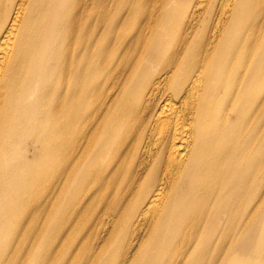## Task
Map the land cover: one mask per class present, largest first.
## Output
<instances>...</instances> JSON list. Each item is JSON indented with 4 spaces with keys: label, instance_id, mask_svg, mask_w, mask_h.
<instances>
[{
    "label": "bare ground",
    "instance_id": "6f19581e",
    "mask_svg": "<svg viewBox=\"0 0 264 264\" xmlns=\"http://www.w3.org/2000/svg\"><path fill=\"white\" fill-rule=\"evenodd\" d=\"M0 264H264V0H0Z\"/></svg>",
    "mask_w": 264,
    "mask_h": 264
}]
</instances>
